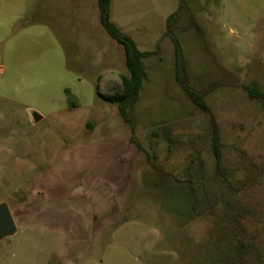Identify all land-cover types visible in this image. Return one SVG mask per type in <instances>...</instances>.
<instances>
[{"label":"rangeland","instance_id":"obj_1","mask_svg":"<svg viewBox=\"0 0 264 264\" xmlns=\"http://www.w3.org/2000/svg\"><path fill=\"white\" fill-rule=\"evenodd\" d=\"M109 10L151 52L132 126L96 91H120L127 72L97 0H0V201L17 227L0 264H264V100L245 88L264 93V0ZM173 12L187 82L207 108L175 78Z\"/></svg>","mask_w":264,"mask_h":264},{"label":"trees","instance_id":"obj_2","mask_svg":"<svg viewBox=\"0 0 264 264\" xmlns=\"http://www.w3.org/2000/svg\"><path fill=\"white\" fill-rule=\"evenodd\" d=\"M109 5L110 0H97L99 21L110 37L123 46L125 67L127 72L121 74L120 91L114 92L112 94H103L99 91L98 86L96 87V91L97 94L104 100L116 104L123 120L132 126V121L129 116V109L131 105L138 101L143 81L147 76L146 68L142 63L141 58L151 54V52L139 51L133 39L126 33L122 32L118 27L115 26L114 23L111 22ZM175 16L176 12H173L167 17L165 33V35H168L172 39L174 44L175 78L196 105L207 108L203 100V95L190 86L187 82L182 46L178 40L177 34L172 28V21L174 20ZM245 88L250 97L261 98L264 100V93L258 91L254 86H245ZM64 92L66 94L67 104L69 107H76L78 105L77 98L71 89L66 87ZM131 138H133L134 141L135 137L133 134ZM211 148L218 164L220 161V144L219 135L216 130H213L211 137ZM186 177L189 178V174ZM188 183L191 187V194L194 196L192 204L194 208L196 207L195 204H197L198 197L195 195V189L193 187L194 182L188 181ZM235 247L239 250H245L246 248L245 244L239 239L236 240ZM258 258L261 259L259 255Z\"/></svg>","mask_w":264,"mask_h":264},{"label":"water","instance_id":"obj_3","mask_svg":"<svg viewBox=\"0 0 264 264\" xmlns=\"http://www.w3.org/2000/svg\"><path fill=\"white\" fill-rule=\"evenodd\" d=\"M36 120L40 119L39 115H35ZM17 231L16 224L10 212L9 206L5 201H0V240L13 236Z\"/></svg>","mask_w":264,"mask_h":264}]
</instances>
